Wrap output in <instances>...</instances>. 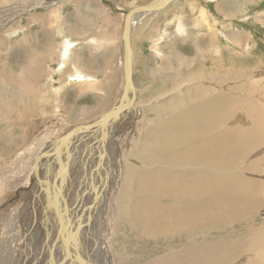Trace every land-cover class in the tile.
Returning <instances> with one entry per match:
<instances>
[{"label":"rangeland","instance_id":"1","mask_svg":"<svg viewBox=\"0 0 264 264\" xmlns=\"http://www.w3.org/2000/svg\"><path fill=\"white\" fill-rule=\"evenodd\" d=\"M131 2V0H122L118 4L130 5ZM151 2L153 0H145L126 10H121L118 6L117 8L127 12ZM181 2L183 0L173 5L176 3L179 5ZM254 2L257 4L256 12L250 19L258 22L254 30L255 41H246L244 45L241 39L222 37L223 40H215L213 39L215 33H208L207 39L203 37L201 47L203 52H199L200 42L192 41L193 39L186 40L175 34L177 32L183 36L186 33L181 22L184 12H179V16L177 15L178 17L173 20H168L169 16H163L166 11L160 15L155 13L148 17L163 16V20L152 25L150 22L152 20H146L148 18L146 16L135 24L134 29L143 23L138 33L134 35L133 78L137 90L135 104H130L129 109L115 123L114 121L110 123L109 129L105 131L108 134L110 130L111 134L108 135L110 138L103 134L99 141L100 149L97 146L90 153L86 147L91 144V141L97 144L98 142L94 139L99 137V134H93L90 137L79 136L73 142L72 148L75 152L71 153L68 159L66 158L67 163L64 156H59L40 172L42 177L49 174L47 175L48 183H51L53 178H58L57 181L60 184L61 170L67 166L77 190L82 194L86 193V199L81 202L80 209L73 212L75 221L72 224L80 225L85 217L84 221H88L91 225L90 229L93 230L90 237L84 238L82 235L81 239L78 234L79 250L76 249L75 238L70 234L72 251L63 228L68 225L69 219L66 211L62 212L60 205L57 208L55 206V218H50L49 223L47 219L51 215L52 204L48 205V210H45L46 206L42 210L37 200V208H34L33 212L38 209L40 219L35 221L33 218L34 214L29 207L31 193L33 188L38 187L37 181L42 185L37 171L39 167L37 161L41 151H52L59 147L58 137H64L73 132V128H79L101 118L118 102L119 94L123 90L120 67L122 58L118 62V67L112 66L111 58L115 56L117 49L115 47L111 50L108 42L112 37L119 35L118 33L123 34L122 22H124L125 13L113 10L108 5L95 0H0V125L6 123L14 125L13 129L5 130L8 140L0 138V152L2 151L0 159L4 156L0 166V261L4 260L1 264H33V260H36L34 254L41 250L42 244L46 245L45 261L39 260L34 264H76L78 261L79 264L86 263L82 260V256L85 257L84 260H88L87 264L89 262L92 264H162L164 263L162 261L168 258L172 257L170 259L172 260L183 256L194 251L195 248L218 245L221 242L243 237L250 232H258L264 222V208L254 211L246 220L213 227L203 226V221L198 223L197 220L203 217L202 214H198L194 220L191 214V222L186 231L171 232L168 235L153 237L152 240L140 235L139 231L142 230L140 222H133L132 225L136 230L132 232L129 226L121 222L119 215L120 213L126 216L132 215V211L128 209L129 206L125 208L127 213L122 212L121 202L125 198L122 192L127 189L126 186L128 187L125 173L130 163L139 168L148 165L142 164L140 157H145L153 150L150 135L156 131V126L166 121L168 124L184 123L177 118V115L180 112L186 114L187 105L190 103L199 106L203 97L208 95L214 99L219 97V100L222 97L220 95L223 94L231 100H236L237 97L242 99V104L236 103L232 107L231 116L233 117L227 119V125L231 119H235L234 124L236 120L240 121L236 125H245L248 103H253L264 114V2L262 3L261 0ZM171 5L169 4L167 8H172ZM240 21L236 20L234 23ZM175 23L176 32L174 33V27H170V33L168 26ZM178 26L185 29L184 34L177 31ZM52 32L67 33L73 41H68V36H64L66 40L62 41V47L55 46ZM91 39H95L96 42L93 44L90 42ZM75 42L76 52L78 51L77 54H79L76 62L74 58L69 57ZM240 46L242 48H239ZM229 48L231 52L226 51ZM56 55L60 59H56ZM84 56H89L93 61L106 58L104 67L108 69L104 72L98 70L92 73L93 76L85 73L90 72V69L85 63ZM52 63L59 64L57 70L66 67L68 71L62 75L57 74L56 69L51 66ZM31 65L33 68L30 76L27 67ZM116 68L121 76L120 87L118 86L119 92L114 100L115 103L113 102L114 104L112 103L113 105L109 107L102 108V105L95 104V101L100 102L105 96L101 93L105 92L104 88L95 89L96 94L104 95L96 99L86 95L90 89L79 91L76 88L73 93L69 91L68 94L58 93L57 95L55 77H58L61 83H75L79 87L81 81L95 80V76L101 77L106 82L105 74H111L112 71L116 73ZM24 72L28 79H24ZM74 74L77 75L74 76ZM111 75L110 82L113 81L114 74ZM108 82L109 80L106 83ZM26 86L30 88L28 96L21 98V93H24L21 91L27 89ZM60 89L63 93L65 92V89ZM29 103L30 105H27ZM249 110L254 112L255 109L249 106ZM197 115L199 113L196 111L195 116ZM226 116L222 112L218 114V118L223 120L228 117ZM192 118L189 117L190 120ZM195 120L201 121L202 117ZM191 122L189 126H192ZM230 127H233V124H230ZM103 128L106 126L98 130ZM204 128L206 129L205 119H203ZM205 132L207 131L193 132L192 130L190 135L184 134L187 137L175 136L172 146L181 139L185 140L184 144H189L191 138L193 140L203 138L205 141L208 137ZM80 138L91 141L80 143L78 142ZM22 142L25 144L23 143L19 149L18 146ZM4 148H10V151ZM154 151L163 153L165 150L157 146ZM171 151L175 153L176 147L171 148ZM130 153L139 157L131 158ZM132 159H135V162ZM247 159L254 163L264 161V145L253 151ZM98 163L101 166H97ZM213 163L218 165L219 162L214 159ZM152 166L159 167L160 164L156 163ZM167 166L173 168L174 164L168 163ZM206 169L209 168L201 170ZM259 169L263 172L253 171L254 174L245 172V175L260 181L264 189L263 162L259 165ZM189 172L193 174L191 170ZM75 178L82 181L80 187ZM64 195L63 193V201L66 203ZM41 200L44 203L45 198L42 197ZM201 200H203L201 197L193 198L192 207L198 205ZM32 202L35 203V201ZM123 206H126L125 202ZM187 217L190 218V215L187 214ZM187 220L184 219V222ZM44 221L48 227L43 226ZM56 221L59 223L57 230L61 232L60 237L65 238V243L62 244L60 252L56 251L55 257L50 255L51 250L53 247L56 249L61 243L57 242L59 235L55 233L58 227L57 224L55 225ZM61 223L62 226H60ZM73 227L78 228L76 225ZM48 238L52 240L48 242ZM21 240L28 241L31 250L27 249ZM147 244L148 248H146ZM35 250L38 251L35 252ZM20 251L23 253L20 254ZM68 252L73 253L72 258L68 257ZM231 264H240V259L237 258Z\"/></svg>","mask_w":264,"mask_h":264},{"label":"bare ground","instance_id":"2","mask_svg":"<svg viewBox=\"0 0 264 264\" xmlns=\"http://www.w3.org/2000/svg\"><path fill=\"white\" fill-rule=\"evenodd\" d=\"M175 2L176 0L172 1L169 4H173ZM104 3L109 6V3L107 1ZM148 5L135 8L138 9L145 7L146 10L143 13H135L132 16L128 15L129 12H131L132 10L123 12L117 9L116 7L109 6L113 10L125 13L122 38L124 37L126 19H130V42L133 55L134 52L131 38L132 29H134L135 24L146 16L159 13L168 7L167 5L160 11L149 13L151 10H149ZM177 31L180 34L185 33V29L182 26H178ZM90 42L94 44L96 40L91 39ZM122 44L123 54L120 67L123 74L122 85L124 88L126 81L124 65L125 46L124 42ZM132 67V87L130 95H126V101L122 103L119 110L115 112L114 116L107 120V122H105V125H102L104 117L102 116L101 118H98L94 122L90 123L92 124L91 128L83 131H78L77 133H75L74 131V136H71L69 134V141L65 142L63 136L58 137L57 139L60 140V142H58L59 147L56 150L52 151H41L38 157L37 164L39 167L37 168V171L39 178L41 179L42 185H40L37 181L38 189L33 188L29 207L30 209H32V213L34 214L33 218H35V221H38L40 219V216L37 212L38 209L33 212L34 208H37L38 202L42 210H44L45 206V210H48V205L52 204V208L50 210L51 215L47 219L48 222L50 218H55V206L57 208V206L60 205L63 210V213L64 211H66L69 223L63 228L65 230L66 237L69 239L70 250L72 251V237L70 236V234L75 238V241L77 243L76 249L79 250L80 244L78 241V234L81 239L82 235L84 236V238L90 237L89 235L93 230L90 229V223L88 221H84L85 217H83V220L80 222V225L79 223L72 224L75 221V219L73 218V212L77 209H80L79 206L81 202L86 199V193L82 194L77 190L76 185H74L73 177H71V175L69 174V168H67V166L64 168V170H61L62 172L60 174V177L62 181L60 184L57 181L58 178H53V180H51V183H48L49 177H47V175L49 176V174L46 172L47 174L42 177L40 172L42 169H46V167L50 165L52 161L58 159L59 156H64L65 162L67 163L69 155L75 152V150L72 148L73 142L79 136L85 135L90 137V135L99 134V137L94 139L96 140V142H98L97 144H93V141L91 140H85L84 138L86 137L80 138V141L78 140V142L82 143L84 141H91V144L86 146L88 147V151H90V153L92 152V149L96 148L97 146L98 149H100L101 144L99 143V141L103 137V134L105 133L107 137H109L108 135L111 134L110 130L108 131V134L107 132H105L109 129L110 123L112 121H114L113 123H115L129 109L130 104H135L137 98V90L135 88L133 78L134 57ZM32 68L33 65L27 67V71L28 73L30 72V76L32 75ZM83 78L80 79L83 80ZM24 79H28L26 78V73ZM29 86H26L27 89L21 91L24 92L21 93V98H25L28 96L30 89ZM124 92L125 90H121L119 94V100L116 104L119 105L120 102L125 100L123 98L126 92ZM220 96L225 97L224 99L221 97V99L219 100V97H216L214 99L208 95L207 97H203L202 103L199 102V106H195L194 103L188 104V109L185 111L186 114H182V112H180L177 115V118L180 121H184V123H181L180 125H178L177 122L168 124V121H166L165 123L156 126V131H154L150 135V141L153 150L150 152V154L146 155L145 157H140V161L142 162V164L147 163L148 165L144 168H139L135 164L130 163V166L127 168V171L125 173L126 183L128 184V187L126 186L127 189L122 192V195L125 197L123 202H125L126 206H123V202H121V205L123 207V213H127L125 208L129 206L128 209L132 211V215L127 214L126 216L122 213H120L119 215L121 216V222L126 226H129L132 232H135L136 230V228L132 225L133 222L138 221L141 223L142 226V230L139 231L140 235L144 238L152 240L153 237H159L160 235H168L171 232L186 231L189 228L191 222V214H193V220L198 216V214H202L203 217L197 220L198 223L200 224L201 221H203V226L213 227L220 225H231L235 222L242 221L244 219L246 220L254 211L264 208V189H262V183L260 181H257L256 179L249 178L245 175V172H250L249 174H254L255 172L253 171H257L259 173L260 171H262L261 169H259V165L262 162L264 163L263 160L254 163L252 160H250L249 162L247 158L253 151L260 148V146L264 145V114H262L259 108H257L253 103H248V112L246 113L247 120L245 121L249 122H245V125H236L240 121L236 120V124H234L235 122L233 123V121L235 119H231L229 125H227V119L233 117L231 116L232 107L236 103L242 104V99L240 100V98L237 97L238 99L236 98V100H231L229 97L227 98L225 94ZM24 105H26V103H24ZM27 105H30V103ZM249 106L254 107V112H251L249 110ZM196 111L197 113H199V115L197 116H195ZM220 112L226 114L228 117L226 116L227 118L225 120H223L222 118H218V114ZM190 116L194 119L192 118V120H190ZM200 117H202L201 121L195 120V118ZM203 119H205L206 129H203ZM190 122L192 126H189ZM230 124H233V127H230ZM12 126L14 125H12L11 123L0 125L1 139L3 137L4 139L8 140V135L5 134V130L7 128L13 129L14 127ZM105 126L106 128H103L100 131L98 130L101 127ZM192 130L193 132L199 130L207 131L205 133L208 137L205 138V141H203V138H197L196 140H193V138H191L189 144H184L185 140L181 139L177 140L174 143V146H172V140L175 136H184L185 133L190 135ZM184 137H187V135H185ZM24 142H22L18 146V148ZM157 146L159 149H164L165 151L163 153L155 152L154 149ZM175 147L177 151L173 153L171 151V148L175 149ZM4 149L10 151V148ZM19 149H21V147ZM0 156H2V151L0 152ZM3 157H1L0 159V166L3 162ZM130 157L132 158L139 156L130 153ZM258 158L259 157H257V159ZM214 159L219 162L218 165H215L213 163ZM132 160L133 162H135V159ZM156 163H159L160 166H152ZM168 163L174 164V167H168ZM97 166H101V164L98 163ZM212 166L215 167L211 168ZM158 168H162L165 170L160 171ZM203 168L209 169L201 170ZM97 170L101 172L99 169ZM189 170H191L193 174H191ZM82 174H84V172ZM86 175L87 173L85 174V177ZM91 177L92 175L90 176V178ZM75 179L76 183L79 182L77 183V185L79 184L78 186L80 187L82 181H79V178ZM63 193L65 194L64 196L66 203H64L63 201ZM26 197L28 198L27 195ZM42 197L45 198V200H43L44 203L41 200ZM199 197H201L203 200H201L198 205L192 207V199H198ZM32 201H35V203H33ZM72 203L75 205L74 207ZM187 214L190 215V218L187 217ZM184 219L188 220L184 222ZM86 222H88V224H85ZM42 224L43 226H47L46 221L42 222ZM56 224L58 225V227L56 228L55 233L59 235V237H57V242L61 243L57 246L56 249L53 247V249L51 250L50 255H53L55 257L57 256L56 251L60 252L62 244L65 243V238L63 239V237H60L61 232L57 230L59 229V223L57 221L55 222V225ZM74 225L78 226V228L73 227ZM60 226H62V223L60 224ZM40 228L41 227H39V229ZM45 238L46 237H44V239ZM49 240H52V238L47 239L48 242ZM21 241L25 243V247L27 249L31 250L28 241ZM50 243L52 242L50 241ZM42 245L43 246L40 251L35 250V252L38 251V253L34 254L36 260H33V264L37 263V261L39 260L45 261L46 254L44 253V248L46 247V245ZM101 245L102 247L104 246L102 243ZM146 248H148V244ZM19 253L21 254L23 253V251H20ZM171 258L162 261L164 262L162 264H231L237 258L240 259V264H264V222L263 225L258 229V232H250L249 234L243 237L231 239L224 243L221 242L218 245H208L195 248L194 251L188 252L183 256H179L170 260ZM251 260L253 262H251ZM2 262H4V260L0 261V264ZM76 264H79V261ZM89 264H92V262H89Z\"/></svg>","mask_w":264,"mask_h":264},{"label":"crops","instance_id":"3","mask_svg":"<svg viewBox=\"0 0 264 264\" xmlns=\"http://www.w3.org/2000/svg\"><path fill=\"white\" fill-rule=\"evenodd\" d=\"M95 1H98L99 3L102 2V4L104 5H105L104 2L107 1L109 3V6H113L116 8L118 6L121 10L122 9L126 10L129 7L132 8L135 5H139V3H143V1L145 0H131L132 2L130 5H127L125 3L127 6L126 5L121 6L118 4V2H122V0H115V1L114 0H95ZM153 1H156V0H153ZM177 1H180V0H176V2ZM254 1L255 0H183L181 4L179 5H177V3L175 5L172 4L173 5V6L171 5L172 8H169V9L166 8L165 10L159 12L158 15L166 11V13L163 16H169L170 18L167 17V19L173 20L175 17L179 16V12H184V17L181 18V22L183 23V26L186 29V33L183 36L177 34L176 32L177 22L175 24H171L172 26H168L169 28L168 31L171 33L170 27H174L173 30H174V33L176 32L175 34L177 35V37H184L186 40L193 39L192 41L200 42L199 52H203L201 49L202 43H203V37L207 39L208 33L210 34L215 33L214 34L215 38H213L215 40H223L222 37H225V39H229V38L230 39L233 38L237 40L241 39V41L243 40L242 45H244L246 41L247 42L250 40L255 41L254 40L255 39L254 30H255V25L258 24V22L255 19L254 20L250 19V17H252V15L256 12L255 6H257V4ZM261 2L263 3L264 0H261ZM250 9H251V12H250ZM163 16H157L156 18L152 16H149V17L147 16L148 18L146 20L148 19L152 20L150 22H152V25H155L156 22L158 21L160 22L161 20H163L162 19ZM204 16H205V19H204ZM239 17H245V18L240 19ZM236 20H241V21L234 23ZM140 26H143V23L140 24L138 27H136L134 30L132 29L133 51H134V46H135L134 35L135 33L137 34L138 31L141 29ZM216 28H219V29H216ZM52 34H53L55 46L62 47V41L66 40L64 36H68V41L70 42L73 41V38L67 33L65 34V33H60V32H56V33L52 32ZM118 34L119 35H116V37L114 38L112 37V39H110L108 42L111 50H114L115 47L117 49V52H115V56L111 58L112 66H115V67L116 66L118 67V62L122 58V54H123L122 53V48H123L122 32ZM209 39H211V37H209ZM76 48H77V45L75 42L73 45L72 51L69 52V57H71L72 59L74 58L75 62L79 55L77 54L78 51L76 52ZM192 48L194 49V47ZM239 48H242V47L240 46ZM226 51L231 52V49L229 48ZM58 58L60 59V57L56 55V59ZM105 59L106 58H101L100 60L93 61L92 58H90L89 56H84L85 63L90 69L89 70L90 72H85V73L92 75V73H96L98 70L100 72H104L105 70H107L108 68L106 69L104 67ZM51 66H53V68L56 69L57 74L59 73L60 75L68 71L66 67H62L61 70H57L59 66V64L57 63H52ZM67 67L69 66L67 65ZM116 69H117L116 73L112 71V73L114 74L112 82H110L112 78V75H111L112 73L111 74L106 73L105 79H106V82L109 80L108 83L103 81L101 77L95 76V80L93 79L83 80L81 83H79V87H77V84L75 83H70V82L61 83L58 77H55L57 81V87L55 86L57 90L56 91L57 95L58 93L68 94L69 91L73 93L76 90V88H78L79 91H86V89H90V92L86 94L87 96H91L96 99L97 97L100 98V96L103 97L105 95L100 100V102L95 101L96 105H102L103 106L102 108H104L105 106L109 107L113 102L115 103L114 100H116L115 98H117L118 92H119L118 86L120 87L121 76H120V72L118 68ZM121 73H122V70H121ZM76 75L77 74H74V76ZM97 87L100 89L104 88L103 90H105V92H101L104 95L95 93V89ZM60 88L65 89V92L63 93ZM116 88H117V91L115 92ZM102 108H101V111H102Z\"/></svg>","mask_w":264,"mask_h":264},{"label":"water","instance_id":"4","mask_svg":"<svg viewBox=\"0 0 264 264\" xmlns=\"http://www.w3.org/2000/svg\"><path fill=\"white\" fill-rule=\"evenodd\" d=\"M172 1H174V0H156L154 2H151V4L148 5L149 10H151L149 13H154L155 11L162 10L163 8H165V6H167ZM145 10H146L145 7L138 8V9H135V10H132L131 12H129L128 15L132 16L135 13H138V12L143 13V12H145ZM130 32H131L130 19L127 18L126 22H125V31H124V37H123V42H124V46H125L124 65H125V79H126V81H125V86H124L122 91L125 90V92H126V94H125V96L123 98L125 100L120 102L119 105L116 104L106 115H104L103 124L102 125H105V122H107V120H109L111 117L114 116L115 112L119 110V108L122 105V103H124L126 101V98H127L126 95H130V92H131V87H132L131 79H132V70H133V67H132L133 53H132L131 42H130ZM91 125L92 124L85 125V126H82V127L76 128V129L74 128L75 130H73V132L69 133V134L71 136H74L75 135V134H73L74 131H75V133H77L78 131L87 130V129L91 128ZM69 134L64 136L65 142L69 141V139H70L69 138ZM72 254L73 253H69L68 252L67 255H68L69 258H72V256H73ZM84 258L85 257L82 256V260L87 263L88 260H84Z\"/></svg>","mask_w":264,"mask_h":264}]
</instances>
